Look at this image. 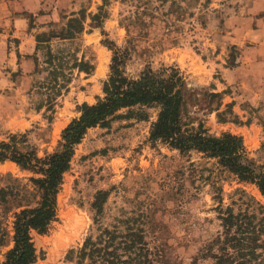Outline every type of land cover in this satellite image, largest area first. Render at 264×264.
I'll list each match as a JSON object with an SVG mask.
<instances>
[{"label": "rangeland", "instance_id": "rangeland-1", "mask_svg": "<svg viewBox=\"0 0 264 264\" xmlns=\"http://www.w3.org/2000/svg\"><path fill=\"white\" fill-rule=\"evenodd\" d=\"M145 2L151 8L139 25L134 19ZM102 7L106 16L99 27L92 16ZM81 11L84 31L73 41L55 38L51 47L68 58L85 56L94 67L89 73L74 69L68 90L49 109L54 87L36 35L60 31ZM263 22L264 0H0V140L21 136L19 147H34L39 156L59 149L80 105L104 96L113 57L104 39L120 47L133 40L128 75L138 76L148 64L178 68L192 92L184 120L190 126L203 122L212 135L242 136L249 156L264 169ZM149 111L148 120L91 128L76 146L58 194L57 220L46 233L32 232L37 264H104L115 248L127 258L124 241L130 242L132 231L142 232L156 264H215L225 233L221 210L256 213L253 220L259 221L264 195L258 186L241 181L217 158L152 142L157 109ZM33 175L0 161V186H25V203L39 199ZM14 202L0 203V230L7 231L0 264L14 244ZM86 244L88 255L82 256Z\"/></svg>", "mask_w": 264, "mask_h": 264}, {"label": "trees", "instance_id": "trees-1", "mask_svg": "<svg viewBox=\"0 0 264 264\" xmlns=\"http://www.w3.org/2000/svg\"><path fill=\"white\" fill-rule=\"evenodd\" d=\"M144 9L137 12L136 24L145 25V14L151 8L145 2ZM101 8L99 13L92 16L96 26L102 27L106 15ZM84 11L81 16L69 18L68 23L60 31H43L36 35V49H46V63L52 79L54 91L49 97V109L54 108L56 96L62 89L68 90L71 74L74 69L91 72L93 64L90 60L72 57L59 49L53 52L51 41L55 38L62 40L76 39L84 31ZM129 29V27H128ZM105 31L103 30V33ZM103 43L113 51L111 72L104 83V96L96 103L84 102L80 105V115L74 117L62 131L61 147L45 156H39L36 149L22 150L19 144L23 137L11 135L8 140H0V161L15 162L22 170L32 172L30 177L33 194L39 196L35 204L27 202L29 189L25 186H0V203L15 201L9 209L13 212V246L7 251L3 264H37L38 254L32 232L46 233L58 218V194L61 190L64 175L70 169L75 155L76 146L82 141L89 129L95 127H110L118 119L148 120L150 109H157V118L150 130L152 142L161 141L181 152L196 150L209 157L217 158L218 162L234 173L241 181L254 183L264 195V169L259 168L255 160L249 156L243 137L231 132L212 135L203 122L190 126L184 120V109L192 96L190 87L180 70L175 67H164L155 70L151 65L146 67L136 77L126 73L127 62L132 58L136 45L133 40L128 45L120 47L113 40L104 39ZM220 93H212L219 96ZM221 105V104H220ZM220 109V107H218ZM98 194L94 206L101 209ZM261 217L256 213H235L231 208L221 210V219L225 229L224 239L221 240V253L215 255V264H262L264 258V210ZM7 231L0 230V246L6 244ZM130 242L125 247L130 254L127 258L118 254L115 248L108 251L104 264H156L150 257L149 249L144 245L142 232L129 233ZM87 244L82 250V256L88 255ZM97 247L90 249L93 258ZM95 264L98 261H95Z\"/></svg>", "mask_w": 264, "mask_h": 264}, {"label": "crops", "instance_id": "crops-1", "mask_svg": "<svg viewBox=\"0 0 264 264\" xmlns=\"http://www.w3.org/2000/svg\"><path fill=\"white\" fill-rule=\"evenodd\" d=\"M264 23V22H263Z\"/></svg>", "mask_w": 264, "mask_h": 264}]
</instances>
